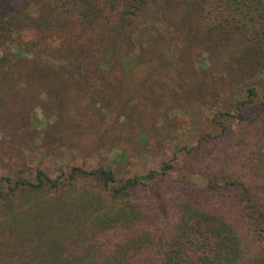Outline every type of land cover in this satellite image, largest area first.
I'll use <instances>...</instances> for the list:
<instances>
[{"label":"trees","instance_id":"obj_1","mask_svg":"<svg viewBox=\"0 0 264 264\" xmlns=\"http://www.w3.org/2000/svg\"><path fill=\"white\" fill-rule=\"evenodd\" d=\"M29 31L31 39L16 43ZM157 33L224 58L219 81L229 87L239 134L232 144L219 119L218 135H204L217 146L203 171L211 184L146 185L171 169L174 155L114 187L113 173L100 166L53 178L40 169L32 180L3 176L2 208L16 197L36 213L29 229L0 242V264H12L11 255L21 257L15 264H264V0H0V47L14 44L19 54L0 51V125L28 123L40 84L21 54L60 66L59 85L89 106H110L137 46L148 34L158 41Z\"/></svg>","mask_w":264,"mask_h":264},{"label":"rangeland","instance_id":"obj_2","mask_svg":"<svg viewBox=\"0 0 264 264\" xmlns=\"http://www.w3.org/2000/svg\"><path fill=\"white\" fill-rule=\"evenodd\" d=\"M32 36L30 31L22 32L16 43L27 42ZM153 36L148 34L130 57L135 65L127 64L119 95L110 106L101 102L89 106L75 97L70 87L59 85L60 66L54 67L52 61L44 62L36 54L20 53L35 66V82L40 84L32 90L34 99L28 98V123L16 129L0 125L3 191H7L3 176L32 180L40 169L53 178L73 166L110 169L115 180L109 185L114 187L126 178L158 169L173 155L171 169L146 185L164 190L170 182L197 187L211 184L203 171L211 169L208 161L215 158L217 146L205 141L204 135H218L219 119L234 133L232 144L239 134L232 117L236 113L233 100L227 98L229 87L219 81L224 58L218 55L210 60L194 46L184 48L173 36L157 33L158 41L152 40ZM0 51L19 55L14 44L0 47ZM188 87L199 90L201 96L186 97L184 89ZM80 184L88 181L78 179L76 185ZM63 199L72 200L73 196ZM35 209L27 199L18 201L16 197L7 209L0 204V242L10 230L29 229ZM52 218L56 221L57 217ZM20 258L11 255L9 261L19 263Z\"/></svg>","mask_w":264,"mask_h":264}]
</instances>
